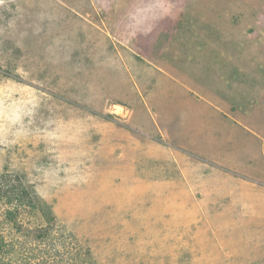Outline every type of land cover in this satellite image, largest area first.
Listing matches in <instances>:
<instances>
[{
  "label": "rangeland",
  "instance_id": "obj_1",
  "mask_svg": "<svg viewBox=\"0 0 264 264\" xmlns=\"http://www.w3.org/2000/svg\"><path fill=\"white\" fill-rule=\"evenodd\" d=\"M0 264H264V0H0Z\"/></svg>",
  "mask_w": 264,
  "mask_h": 264
},
{
  "label": "trees",
  "instance_id": "obj_2",
  "mask_svg": "<svg viewBox=\"0 0 264 264\" xmlns=\"http://www.w3.org/2000/svg\"><path fill=\"white\" fill-rule=\"evenodd\" d=\"M4 195V192L2 191V189L0 188V197Z\"/></svg>",
  "mask_w": 264,
  "mask_h": 264
}]
</instances>
